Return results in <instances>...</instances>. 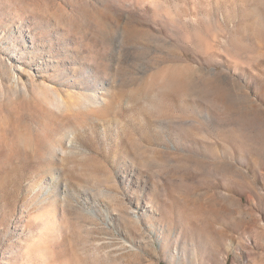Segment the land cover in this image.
I'll use <instances>...</instances> for the list:
<instances>
[{
  "label": "rangeland",
  "instance_id": "rangeland-1",
  "mask_svg": "<svg viewBox=\"0 0 264 264\" xmlns=\"http://www.w3.org/2000/svg\"><path fill=\"white\" fill-rule=\"evenodd\" d=\"M0 264H264V0H0Z\"/></svg>",
  "mask_w": 264,
  "mask_h": 264
},
{
  "label": "bare ground",
  "instance_id": "bare-ground-1",
  "mask_svg": "<svg viewBox=\"0 0 264 264\" xmlns=\"http://www.w3.org/2000/svg\"><path fill=\"white\" fill-rule=\"evenodd\" d=\"M72 139H73V137H72Z\"/></svg>",
  "mask_w": 264,
  "mask_h": 264
}]
</instances>
